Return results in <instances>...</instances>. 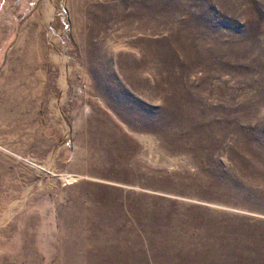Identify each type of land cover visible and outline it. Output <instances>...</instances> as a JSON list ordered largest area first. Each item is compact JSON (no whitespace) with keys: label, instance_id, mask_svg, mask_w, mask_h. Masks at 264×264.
Here are the masks:
<instances>
[{"label":"rangeland","instance_id":"obj_1","mask_svg":"<svg viewBox=\"0 0 264 264\" xmlns=\"http://www.w3.org/2000/svg\"><path fill=\"white\" fill-rule=\"evenodd\" d=\"M0 264H264V0H0Z\"/></svg>","mask_w":264,"mask_h":264},{"label":"bare ground","instance_id":"obj_2","mask_svg":"<svg viewBox=\"0 0 264 264\" xmlns=\"http://www.w3.org/2000/svg\"><path fill=\"white\" fill-rule=\"evenodd\" d=\"M69 175H70V174H69ZM69 175H68V177H67V180H69V181L76 180L77 176H74V175H70V176H69Z\"/></svg>","mask_w":264,"mask_h":264}]
</instances>
